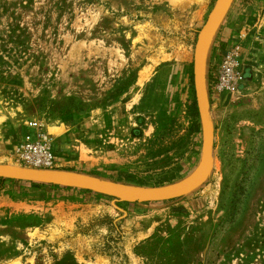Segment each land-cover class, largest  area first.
<instances>
[{"label":"rangeland","instance_id":"374dc122","mask_svg":"<svg viewBox=\"0 0 264 264\" xmlns=\"http://www.w3.org/2000/svg\"><path fill=\"white\" fill-rule=\"evenodd\" d=\"M216 2L0 0V165L27 168L15 151L43 134L46 171L123 196L198 173L192 64ZM206 55L204 184L128 203L0 177V264H264V0H230Z\"/></svg>","mask_w":264,"mask_h":264},{"label":"water","instance_id":"95a60500","mask_svg":"<svg viewBox=\"0 0 264 264\" xmlns=\"http://www.w3.org/2000/svg\"><path fill=\"white\" fill-rule=\"evenodd\" d=\"M229 3V0H217L194 48L192 64L193 89L196 109L202 127L203 162L198 173L178 184L165 188L130 191L129 197H121L119 194H121L122 189L115 184L84 175L0 165V177L16 181L37 182L66 188L107 193L128 203L169 201L182 197L203 185L210 173L209 170L212 164L214 134V129L208 116L209 106L205 73L206 51L209 39L216 29L223 13L228 8Z\"/></svg>","mask_w":264,"mask_h":264},{"label":"built area","instance_id":"2783aa9c","mask_svg":"<svg viewBox=\"0 0 264 264\" xmlns=\"http://www.w3.org/2000/svg\"><path fill=\"white\" fill-rule=\"evenodd\" d=\"M218 83V89L227 88V80L223 75H220ZM14 156L18 163L27 168L52 170L56 167V159L50 148L49 138L43 134H39L34 141L21 144Z\"/></svg>","mask_w":264,"mask_h":264},{"label":"bare ground","instance_id":"6f19581e","mask_svg":"<svg viewBox=\"0 0 264 264\" xmlns=\"http://www.w3.org/2000/svg\"><path fill=\"white\" fill-rule=\"evenodd\" d=\"M230 1V0H229ZM211 33V32H210ZM208 36H209V34H208ZM209 38V37H208ZM209 111V110H208ZM208 116H209V112H208ZM210 118V117H209ZM210 170H211V166H210ZM209 170V171H210ZM121 197H129V196H123V195H121V194H119Z\"/></svg>","mask_w":264,"mask_h":264},{"label":"trees","instance_id":"16d2710c","mask_svg":"<svg viewBox=\"0 0 264 264\" xmlns=\"http://www.w3.org/2000/svg\"><path fill=\"white\" fill-rule=\"evenodd\" d=\"M194 116H196V114H194Z\"/></svg>","mask_w":264,"mask_h":264}]
</instances>
